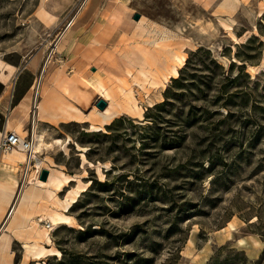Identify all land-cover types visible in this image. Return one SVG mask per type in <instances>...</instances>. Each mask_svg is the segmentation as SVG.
<instances>
[{
	"label": "rangeland",
	"instance_id": "rangeland-1",
	"mask_svg": "<svg viewBox=\"0 0 264 264\" xmlns=\"http://www.w3.org/2000/svg\"><path fill=\"white\" fill-rule=\"evenodd\" d=\"M77 1L0 0V139L5 128L32 132L44 82L80 113L52 126L37 116L51 143L40 157L74 180L59 192L43 185L45 205L26 208L36 227L50 229L54 198L89 182L67 212L72 225L49 230V242L4 232L13 198L0 190L11 256L1 264H37L25 247L35 241L61 253L42 264H264V0H89L65 30ZM164 51L185 56L180 80L149 84L139 70ZM98 82L117 109L95 130L80 119L101 111ZM130 89L141 118L126 109ZM9 153L0 178L20 185Z\"/></svg>",
	"mask_w": 264,
	"mask_h": 264
},
{
	"label": "bare ground",
	"instance_id": "bare-ground-1",
	"mask_svg": "<svg viewBox=\"0 0 264 264\" xmlns=\"http://www.w3.org/2000/svg\"><path fill=\"white\" fill-rule=\"evenodd\" d=\"M65 33V31H63ZM62 33V34H63ZM62 34L59 36L61 37ZM185 61V56L180 54L176 51H164L162 53V60L160 61V64H156L155 61L152 60H145L143 63L142 68L139 70V73L144 76L145 80L149 82V84H158L162 83L164 84V80L171 76H177L178 75V67L179 65H182ZM43 71V70H42ZM43 76V73H40V76H38L37 80L34 83V90L35 93L38 91L41 78ZM142 88H145L143 84H140L137 82ZM154 87V86H153ZM95 88L100 92V97L105 99V101L108 103V106L104 109V111L94 112L93 118L91 119H80V122H90L93 120L97 121L98 123H94L93 121L90 122V125L95 130H100L101 125L109 124L115 115L116 107L113 105V100L109 96V94L105 91V88L102 84V82H98L95 84ZM154 88H158L154 87ZM64 93H69V90L67 87H62ZM34 93V94H35ZM126 100L128 102V108L127 110L133 111L137 117H142L143 109L136 101V98L133 94V90L130 89L127 92ZM130 105V106H129ZM149 105L151 106L152 103L150 101ZM69 107V106H68ZM35 113L34 118L32 120V137H33V158L35 160V165L40 166L41 164L45 165L44 167L48 169L49 175L46 181L40 180L39 178H36L37 180L34 181V174L32 173L30 177L28 178V181L20 188L18 192V188L20 185L17 184V181L14 179H11L9 181L3 180L0 178V189H7L8 188H17L15 191L14 189H11L14 192V196L12 199V202L9 204L7 210L4 213L3 219H2V227L4 232H8L10 229V232H15L16 234H22L23 232H26L27 230H30V234H33L38 239H42L44 241H50V231L57 227L59 224H68L72 225V217L67 214L70 207L73 205V203L77 200V197L80 195L82 191L85 190V188L88 187L89 182L84 183L83 186L77 187V189L73 190L71 193V197L66 198L64 201L65 203L62 205L63 208H57L58 206V200L57 198H54L56 195H51V198H54L53 204L50 207V210L46 213V218L49 219V228L46 229L43 228L40 230L36 227V221L31 219L29 217L28 212L26 211V208L29 206L36 204L39 206L45 205L46 200L48 199L47 196L45 197V194H43V185L49 184L52 187L53 191H61L64 187L69 186L70 183L74 180V177L72 175H68L64 173L63 171H60L56 169V173L52 172V164L47 163L46 159L41 158V152L44 149H49L51 143H47L45 141L44 135L42 132L37 131V102H35L34 105ZM70 108V109H69ZM65 109L67 113H69L71 110H73L71 107ZM64 111L63 107L60 108ZM80 117V116H79ZM90 120V121H89ZM39 124V123H38ZM60 139H56L55 143H60ZM84 153V152H83ZM82 153V162L88 163L89 165H92L91 162H88ZM7 158L11 159L12 161L22 162L26 159V155L17 149L11 150L9 154L6 155ZM43 169V168H42ZM41 169V170H42ZM47 188V187H46ZM46 191L52 192L49 189ZM56 194V193H55ZM5 195V194H4ZM24 198H26L24 200ZM57 200V201H56ZM61 201V202H62ZM0 202H3L2 200ZM1 205V203H0ZM61 205V204H59ZM1 207V206H0ZM47 207H49L47 205ZM47 209V208H46ZM17 215H19L21 222L15 224V219L17 218ZM43 219V216L40 220ZM9 222H12L9 225ZM28 226V227H27ZM1 227V225H0ZM2 234V233H1ZM37 239V240H38ZM27 252H29L30 256L32 258H35L37 264L40 263L39 260L43 258L44 256H50L55 255L59 256L61 253L58 249L48 248L41 241H35L31 244H25Z\"/></svg>",
	"mask_w": 264,
	"mask_h": 264
},
{
	"label": "crops",
	"instance_id": "crops-1",
	"mask_svg": "<svg viewBox=\"0 0 264 264\" xmlns=\"http://www.w3.org/2000/svg\"><path fill=\"white\" fill-rule=\"evenodd\" d=\"M131 1L132 0H104V2H111V3L124 2L125 4H129V2H131ZM63 84L64 83H62L60 85L62 91H63V89H62ZM67 88H68V86H67ZM70 93L71 92L69 90V93H66V94H70ZM61 96L65 97L61 93L60 89L56 86V84L54 82L48 81V82H44L41 85L40 99L37 102L38 121H40L42 124H47V125L52 126V125H54V123L65 122L66 117H68L69 114L70 115L75 114L76 117L80 116L79 112L74 113L73 110H71L69 113H67L65 111V109L69 108L70 106L68 105L69 106L68 107L64 101L60 100ZM61 107H63L64 111L60 109ZM2 189L3 188H1L0 190H2ZM11 189L16 190V188H8V187H7V189H3L4 191L7 192V199L9 201L14 196V192ZM25 199L26 198H24V200ZM11 223L12 222H9V225ZM2 235H5V234H2ZM4 252H5L4 247L1 246L0 247V256H2V257L6 256L7 257L6 263H9V261L11 260V256L4 255ZM0 264H1V262H0Z\"/></svg>",
	"mask_w": 264,
	"mask_h": 264
},
{
	"label": "built area",
	"instance_id": "built-area-1",
	"mask_svg": "<svg viewBox=\"0 0 264 264\" xmlns=\"http://www.w3.org/2000/svg\"><path fill=\"white\" fill-rule=\"evenodd\" d=\"M88 2L89 0L77 1L75 13L66 24L65 30L69 29L74 24L75 18ZM14 149L20 150L26 155V159L19 163L22 171L20 180V188H22V186L28 181L31 173H33L35 177L39 178L42 169L41 166L35 165V160L33 158L32 132L26 136H20V134L16 131L5 128L1 133L0 152H9Z\"/></svg>",
	"mask_w": 264,
	"mask_h": 264
},
{
	"label": "water",
	"instance_id": "water-1",
	"mask_svg": "<svg viewBox=\"0 0 264 264\" xmlns=\"http://www.w3.org/2000/svg\"><path fill=\"white\" fill-rule=\"evenodd\" d=\"M140 17V14L139 13H135L134 16H133V19L134 20H138ZM107 106V102L103 99H100L97 104H96V107L99 108L100 110H103L105 107ZM48 175H49V171L47 169H42L41 170V173L39 175V179L40 180H43V181H46L47 178H48ZM44 264H50V263H44Z\"/></svg>",
	"mask_w": 264,
	"mask_h": 264
},
{
	"label": "trees",
	"instance_id": "trees-1",
	"mask_svg": "<svg viewBox=\"0 0 264 264\" xmlns=\"http://www.w3.org/2000/svg\"><path fill=\"white\" fill-rule=\"evenodd\" d=\"M219 67V65H217ZM180 77H181V73L179 72V75L175 78H173V82H178L180 80ZM62 253L64 254V250H62Z\"/></svg>",
	"mask_w": 264,
	"mask_h": 264
}]
</instances>
